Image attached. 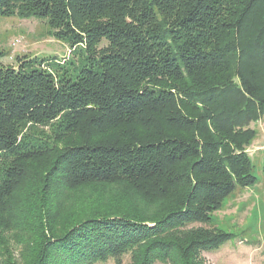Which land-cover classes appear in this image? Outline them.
<instances>
[{
	"label": "trees",
	"instance_id": "trees-1",
	"mask_svg": "<svg viewBox=\"0 0 264 264\" xmlns=\"http://www.w3.org/2000/svg\"><path fill=\"white\" fill-rule=\"evenodd\" d=\"M9 16L69 55L0 65V264H206L232 238L212 214L256 182L264 0H0Z\"/></svg>",
	"mask_w": 264,
	"mask_h": 264
},
{
	"label": "rangeland",
	"instance_id": "rangeland-1",
	"mask_svg": "<svg viewBox=\"0 0 264 264\" xmlns=\"http://www.w3.org/2000/svg\"><path fill=\"white\" fill-rule=\"evenodd\" d=\"M45 20L0 17V65L16 67L29 58L64 60L67 44L48 35ZM255 136L245 148L251 162L254 185L237 186L221 208L212 214L211 225L232 234L218 249L202 252L206 264H264V115L252 122ZM128 255L123 262H128ZM94 264H115L113 259ZM154 264H163L155 262Z\"/></svg>",
	"mask_w": 264,
	"mask_h": 264
}]
</instances>
